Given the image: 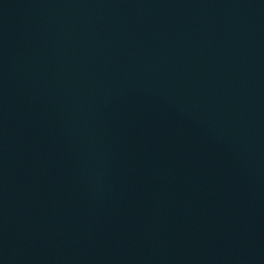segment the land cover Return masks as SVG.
I'll list each match as a JSON object with an SVG mask.
<instances>
[{
    "label": "water",
    "instance_id": "95a60500",
    "mask_svg": "<svg viewBox=\"0 0 264 264\" xmlns=\"http://www.w3.org/2000/svg\"><path fill=\"white\" fill-rule=\"evenodd\" d=\"M0 264H264V0H0Z\"/></svg>",
    "mask_w": 264,
    "mask_h": 264
}]
</instances>
